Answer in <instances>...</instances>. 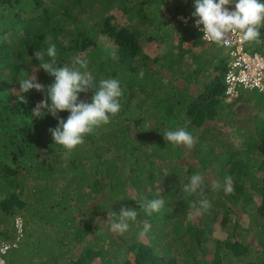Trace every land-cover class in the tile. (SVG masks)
I'll return each mask as SVG.
<instances>
[{
	"label": "trees",
	"instance_id": "16d2710c",
	"mask_svg": "<svg viewBox=\"0 0 264 264\" xmlns=\"http://www.w3.org/2000/svg\"><path fill=\"white\" fill-rule=\"evenodd\" d=\"M193 3L0 0V244H11L7 264H264V103L259 108L242 91L264 92L241 88L227 100L228 50L201 39ZM49 43L58 64L87 60L97 84L119 78L124 89L121 111L71 153L53 144L48 129L56 119L32 115L42 94L31 90L21 103L16 91L22 70L39 68L34 52ZM245 49L264 52V43L246 41ZM36 74L44 85L54 80L42 69ZM238 105L262 112L251 113L249 125ZM181 127L195 137L191 148L163 138ZM194 172L206 177L212 206L203 213L192 208L200 197L186 199L182 191ZM226 175L234 194L212 191L211 181ZM143 199H163L164 206L146 217ZM247 203L254 206L252 245L246 228L235 238L240 219L232 220V208ZM121 207L138 212L123 234L111 231L107 216ZM145 219L151 229L142 234ZM230 224L233 234L215 229ZM38 247L45 253L34 256Z\"/></svg>",
	"mask_w": 264,
	"mask_h": 264
},
{
	"label": "clouds",
	"instance_id": "9594fccd",
	"mask_svg": "<svg viewBox=\"0 0 264 264\" xmlns=\"http://www.w3.org/2000/svg\"><path fill=\"white\" fill-rule=\"evenodd\" d=\"M233 5L234 7H229ZM191 17L194 27L203 32L204 38L215 43L228 44L229 35L239 32L243 41L264 43L261 40V27H264V0H194ZM57 47L49 43L46 51L36 50L34 58L40 61L38 70L42 69L54 80L48 85L39 82L37 71L29 73L22 70L23 79L19 81L21 103H26L25 94L35 90L42 94V99L32 109V115L38 118L48 114L57 123L48 132L53 144L61 146L66 153H71L77 146L84 143V138L101 125L110 123L111 117L121 111L120 97L124 89L119 78H104L96 83L93 74L88 71V61L73 57L71 64L60 65L57 62ZM142 75V74H141ZM91 93L90 99H81V94ZM69 115L62 119L59 113ZM165 141L175 145L191 148L195 137L185 128H176L163 134ZM233 178L226 175L223 182L211 181L212 191L221 188L226 194H234ZM207 182L203 172H194L182 191L185 198L198 195V200L192 201V208L197 213H203L211 208V201L206 195ZM164 206L163 199H143L140 207L146 217L159 212ZM107 216L113 217L110 229L114 233L123 234L129 229V222L136 221V208L121 207L119 212L111 211ZM99 220V218H97ZM142 234L151 229L148 219L143 222Z\"/></svg>",
	"mask_w": 264,
	"mask_h": 264
},
{
	"label": "built area",
	"instance_id": "2783aa9c",
	"mask_svg": "<svg viewBox=\"0 0 264 264\" xmlns=\"http://www.w3.org/2000/svg\"><path fill=\"white\" fill-rule=\"evenodd\" d=\"M183 22H188V17L178 16ZM194 27V24L192 25ZM196 31L204 38L203 32L194 27ZM230 42L221 43L228 50L227 71L224 76L225 94L227 100L237 97L239 90L258 89L264 92V52H248L245 49L246 41H243L239 32L228 34ZM15 226L18 235L22 231V219L15 218ZM11 248V244L2 242L0 244V264H7L3 255Z\"/></svg>",
	"mask_w": 264,
	"mask_h": 264
},
{
	"label": "rangeland",
	"instance_id": "374dc122",
	"mask_svg": "<svg viewBox=\"0 0 264 264\" xmlns=\"http://www.w3.org/2000/svg\"><path fill=\"white\" fill-rule=\"evenodd\" d=\"M200 44L204 45V43H200ZM162 46H166V44L165 43L162 44L161 45V48H162ZM186 46L188 47L189 46V43H186ZM223 49H225V48L223 47ZM159 51H160V49H158L157 52H159ZM153 54H155V53H153ZM197 89H198L197 87H195V88L194 87H191V91L193 93L196 92ZM242 92L247 93L250 96H252L253 97L252 104H254L256 106H259V108H261L262 102L264 103V96L260 92H258L257 90H243ZM238 108L244 109L243 111L246 112V115L245 116L247 117V122H248L246 124H249V125L252 122V115L255 114V113H257L258 111L259 112H262L261 110H259V108H258V110L257 109L252 110L253 107H251V106H248L247 107L245 105H238ZM251 113H252V115H251ZM243 121L244 120L236 119V120L233 121V123L239 124V123H242ZM251 128L252 127H250V129ZM237 132L240 133V130L237 129ZM249 133H251V130H249L248 133H247V137H246V142L247 143H251V141L253 140V137H254L253 135H250ZM247 191L249 193H251L253 191V188L251 187ZM253 209H254V206L252 204H248L247 207L245 205V208L242 207V206H235V207L232 208V211H233V214H234V215L232 214V216H233L232 217V220H233L234 217H238L240 219L238 231L236 232L237 233V236L235 238L239 239L240 236H238V235H241L242 228H246L247 231H246V234L245 235H246V238H247V240H248V242H249L250 245L254 244L255 242L257 243V239H255V240L253 239L254 227L250 226V223H249V220L251 218V212L253 211ZM230 225L227 226V227H225V229H221V227H219V225H216L215 229H217L222 234H225L227 232V230H228L229 233H232L233 234L232 225L231 226ZM242 234H243V231H242ZM16 235H17V232H16ZM80 249L81 248L78 247L77 251H80ZM31 250H35L34 252H32V254L34 256H36V255L37 256H40V255H42V254L45 253V249L43 247H38V248H35V249H32L31 248Z\"/></svg>",
	"mask_w": 264,
	"mask_h": 264
}]
</instances>
